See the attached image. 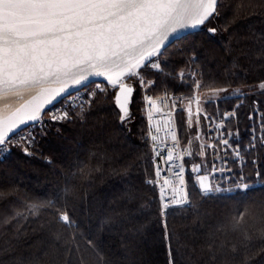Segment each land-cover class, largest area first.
I'll use <instances>...</instances> for the list:
<instances>
[{
    "label": "trees",
    "instance_id": "16d2710c",
    "mask_svg": "<svg viewBox=\"0 0 264 264\" xmlns=\"http://www.w3.org/2000/svg\"><path fill=\"white\" fill-rule=\"evenodd\" d=\"M206 26L171 47L164 65L175 73L192 64L203 87L240 90L230 122L244 161H231L229 174L249 187L205 195L190 177V204L162 215L140 92L123 122L114 95L101 94L38 127L27 152L18 143L0 157V264H169V246L172 264H264V0H219ZM165 86L175 77L159 76ZM49 201L55 207L36 215L28 208ZM241 212L248 239L232 229Z\"/></svg>",
    "mask_w": 264,
    "mask_h": 264
},
{
    "label": "snow or ice",
    "instance_id": "6c2138e0",
    "mask_svg": "<svg viewBox=\"0 0 264 264\" xmlns=\"http://www.w3.org/2000/svg\"><path fill=\"white\" fill-rule=\"evenodd\" d=\"M217 5L218 0H0V98L38 91L32 102L21 105L11 115H0V151H7V145L12 143L10 133L14 134L30 121L40 120L44 105L70 88L83 84L91 76L105 77L112 88L118 89L115 103L121 110V121L126 120L134 92L130 82L135 79L142 90L151 86L154 82L144 80L141 69L148 67L162 71L153 57L161 55L164 42L181 30L196 29L205 24L217 14ZM208 31L215 33L216 29ZM193 87L200 89L201 83L194 81ZM204 87L209 88L213 96L226 91L207 84ZM259 87L264 89V82ZM157 100L162 101V98L146 97L150 120L152 108L160 111L156 108ZM192 103L197 105L199 122V95L194 93L189 97V126L192 123ZM226 115L234 116L235 113ZM51 118L64 120L69 119V115L65 111L60 115L53 114ZM171 138L179 144L175 131L171 132ZM151 139L157 141L158 137L153 135ZM196 139L199 140V136ZM261 139L264 142V137ZM220 143L227 146L228 140L218 139L216 145L207 147L215 148ZM199 147L203 149L205 146L200 144ZM187 154L191 156L192 152L187 151ZM198 154L204 155V152ZM182 158L174 157L172 151L167 153L169 162ZM172 166L178 169L174 174L178 183L174 185L169 179L163 181L161 199H164L167 188H171L172 198L162 204V215L170 204L189 203L184 168L179 164ZM191 170L199 172L200 166ZM156 175H160L159 168ZM199 184L205 195L214 191L207 176L200 177ZM242 187L247 189L249 185L243 184ZM44 207L55 205L50 201L28 205L33 215ZM56 214L58 221L69 228L74 223L67 210L57 209ZM244 214L241 212L233 218L232 229L241 231L248 239L242 226ZM164 227L166 230L167 226ZM88 244L93 247L91 240ZM169 264H172L170 246Z\"/></svg>",
    "mask_w": 264,
    "mask_h": 264
},
{
    "label": "rangeland",
    "instance_id": "374dc122",
    "mask_svg": "<svg viewBox=\"0 0 264 264\" xmlns=\"http://www.w3.org/2000/svg\"><path fill=\"white\" fill-rule=\"evenodd\" d=\"M207 23V22H206ZM206 23L201 27V29L206 28ZM200 29V30H201ZM198 30V31H200ZM197 32V31H195ZM194 33V32H192ZM191 34V33H190ZM188 34V35H190ZM186 35V36H188ZM185 36V37H186ZM183 37V38H185ZM182 38V39H183ZM179 39L176 42L172 43L171 45L167 46L164 48L161 52L160 56L158 57V62H160L161 69L162 71H158L157 69L153 68H142L141 73H142V78L146 81H153L154 83L151 86L141 89L140 86L137 85L136 80L133 79L131 83L135 87V93L138 91L141 94V98L143 101V108H144V95L146 93H154L158 94L162 92L163 90L169 89V90H175V91H186L188 93H192L195 89L193 87V82L200 80L201 83V91L199 94H201L200 98V103H199V108H200V114H199V122H197V116H196V104L192 103V116H191V126H189L188 120H189V112H188V105L178 111V128H179V138L183 144L188 146L192 152V157L193 160L198 162L203 170V173L208 175L210 184L214 191H228L234 188L235 190L241 188L243 184H247L245 182H238L236 184H232L231 180L233 179V175L229 174V170H224L221 168L222 166V159L223 155L219 154L218 152L213 153L210 148L207 147L208 142H209V132L213 131L212 126L208 123V118H214L218 120L220 117L224 118L223 125L224 128L228 132V137L231 143L236 137L238 143L240 144V149L241 152L243 153V147H242V135L240 134V131L238 128H233L232 126L235 125V122H230L233 117L237 116V108L240 106V104L244 103L243 98H241V93L239 89L236 88H216V89H225L226 91H221L217 95L213 96L210 94V89L205 88L202 85L201 78L199 76L198 70L194 65H185L183 67H180L175 73L170 72L168 68L165 67L164 65V55H168V51L170 50L171 47L173 46H178L179 42L182 40ZM180 47V46H178ZM182 74V75H181ZM165 76L167 75L168 77H175V82L177 86L174 87H159V76ZM213 88V87H212ZM83 91L85 92L80 99L74 100L68 98L65 96L63 97L62 100L54 103L52 106L48 107L46 110H44L41 113V119L38 121H33L27 126L21 128L20 130L16 131L14 134L10 135V139L12 140V143L7 145V152L9 150V147H13L19 142L22 143L24 146H32L33 144V135L34 132L38 127H41L46 121L48 120H53L51 117L53 114L60 115L63 112L57 111V106L55 105L57 103L61 104L62 102L65 101V103L69 104L70 106L65 110L68 112V115H70L71 111L74 110H80V111H85L90 108L95 99L101 95H108V94H113L114 95V100H115V94H116V89L112 88L111 85L105 81H93L90 82L89 84L83 86L82 88ZM88 89V91H87ZM181 89V90H177ZM74 92V91H73ZM94 93V95H93ZM134 93V95H135ZM72 94V92L70 93ZM69 95V94H68ZM133 95V96H134ZM240 96V99L237 100V103L232 111L228 110L229 108L227 106L226 109H222L220 107L221 104H226L229 99H234ZM70 97V96H69ZM72 99V100H71ZM69 101V103H68ZM67 107V106H66ZM214 108V109H213ZM234 112V116H227L226 114ZM122 115V114H121ZM130 117V116H129ZM128 117V118H129ZM127 118V119H128ZM64 120H56V121H65ZM231 124V126H229ZM199 136V140L196 139V137ZM31 139H27V138ZM22 140V141H21ZM30 142V143H29ZM210 143V142H209ZM200 144H203L205 147L201 149L199 147ZM28 150V149H27ZM201 151L204 152V155H199ZM6 151H0V154L5 153ZM6 152V153H7ZM198 186L200 187L199 184V178L198 177H193ZM218 189V190H217ZM226 189V190H225ZM234 190V191H235ZM212 191V192H214Z\"/></svg>",
    "mask_w": 264,
    "mask_h": 264
},
{
    "label": "built area",
    "instance_id": "2783aa9c",
    "mask_svg": "<svg viewBox=\"0 0 264 264\" xmlns=\"http://www.w3.org/2000/svg\"><path fill=\"white\" fill-rule=\"evenodd\" d=\"M153 60L160 64V62H158V57H153ZM197 81L200 82V80L198 79ZM200 91L201 89H195L192 93H188L186 91H175V90L166 89L158 94L149 92L144 95V113H145V118H146L147 127H148V142H149V146H150V150L152 154V160H153L154 168H155L154 182L156 184L157 191L159 194L161 209H162V204L168 203L172 198L171 188H167L165 191L164 199L163 200L161 199V188L164 187L163 181L165 179H169L170 181L173 182L174 185L177 184L178 180L174 174L178 171V169L176 167H173L172 165L179 164V165H182L184 168L183 179H184V184H185V190L188 193L189 203L184 204V205H171L170 204L166 210H163L164 214L171 208L185 206V205L190 204L191 202L190 188H189V178L190 177L199 178L202 176H208L203 173V170L200 164L193 160L192 155L189 156L187 154V151H191V150L188 146H186L185 144L181 142L179 138V128H178V111H180L181 109L189 105V97H191L194 93L199 95V97L201 98L202 96L201 94H199ZM84 93L85 92L83 91V89H78L72 92V94L67 95L66 97L68 98V100L72 98L74 101V100L80 99V97H82ZM149 96L152 97L153 99L162 98V101L157 100V105H156V108H159L160 111H156L155 108L151 109L152 110L151 120L148 117L150 106L146 102V97H149ZM56 106H57V111L65 112V110L70 105L65 103L64 101L61 104L57 103L55 107ZM223 122L225 121H224V118L222 117H220L218 120L214 118H208V123L213 128V131L209 132V135H210L209 142L210 143L208 142V145L210 144L216 145L218 139L228 140L227 146L220 143L217 145V147L210 148V149L211 151H213V153L218 152L219 154L224 156L222 160L223 163H222L221 168L224 170H229L231 161H235L238 165H242L244 161V154L241 152L239 143L230 142L229 137H228V132L224 128ZM221 124L223 126L218 127ZM157 128L159 129V131H157ZM172 131H175V134L179 141L178 145L171 138ZM153 135H156L158 137L157 141H153L151 139ZM28 148L29 147L25 145V149H28ZM11 149H12V146L9 147L8 151H10ZM168 151H172L174 157L181 156L183 158L173 159V161L169 162L167 161ZM157 152L159 153V155H157ZM237 152L239 153V155H237ZM5 153L0 154V157H2ZM197 165L200 166V171L193 172L191 169ZM157 168H159V172H160L159 176L156 175ZM230 189L231 191L228 190V192H233L235 190L234 188H230Z\"/></svg>",
    "mask_w": 264,
    "mask_h": 264
},
{
    "label": "water",
    "instance_id": "95a60500",
    "mask_svg": "<svg viewBox=\"0 0 264 264\" xmlns=\"http://www.w3.org/2000/svg\"><path fill=\"white\" fill-rule=\"evenodd\" d=\"M218 1H219V0H218ZM209 19H210V18H209ZM208 21H209V20H208ZM208 21H206V22H208ZM206 22H205V23H206ZM203 25H204V24H203ZM203 25L199 26V27L196 28V29L181 30V31H179V32H177V33H175V34H173L172 36L169 37V39H168L167 41L164 42V45L161 47L160 51H162L164 48H166L167 46L171 45L172 43L176 42L177 40L182 39V38L185 37L186 35H188V34H190V33H192V32H195V31L200 30L201 27H202ZM93 81H105V82L109 83V82L106 80L105 77H102V76H91V77L88 78V80H86L85 82H83V84L78 85V86H76V87H72V88H70L68 91H66L65 93L61 94V96L57 97L56 100L52 101V102L49 103V104L44 105V107H43L41 113H42L45 109H47L48 107H50L51 105H53L54 103L60 101V100H61L63 97H65L66 95L70 94L71 92H73V91H75V90H78V89L82 88L83 86H85V85H87V84H89L90 82H93ZM130 83H131V82H130ZM131 86L134 88V92H133L132 97H131V102H130V104H129V106H128V107H129V116H131V114H132L131 104H132V100H133V95H134V93H135V87H134V85H133L132 83H131ZM53 87H55V85H53ZM30 91H32V90H30ZM34 92H35V93H34L33 95H31L27 100H25L21 105L26 104V103H29V102H32V101H33V97L38 95V91H37V90H34ZM117 94H118V89H116V94H115V96H116ZM35 102L38 103L39 101H35ZM21 105H19L17 108L21 107ZM17 108H16V109H17ZM16 109H14L13 111H11V112H10L9 114H7V115H11ZM121 114H122V113H121ZM31 122H33V121H30V122H28V123H26V124H24V125H21V126L19 127V129H17L16 131H18V130H20L21 128L27 126V125L30 124ZM10 135H12V134L10 133Z\"/></svg>",
    "mask_w": 264,
    "mask_h": 264
},
{
    "label": "bare ground",
    "instance_id": "6f19581e",
    "mask_svg": "<svg viewBox=\"0 0 264 264\" xmlns=\"http://www.w3.org/2000/svg\"><path fill=\"white\" fill-rule=\"evenodd\" d=\"M34 93H35L34 90L24 91L20 96L13 95L7 98H0V115L9 114L11 111L16 109L19 105H21L25 100H27ZM208 182L210 183L209 178H208Z\"/></svg>",
    "mask_w": 264,
    "mask_h": 264
}]
</instances>
